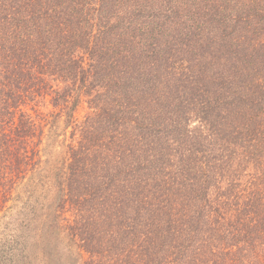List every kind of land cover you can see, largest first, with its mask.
<instances>
[{"label":"trees","instance_id":"obj_1","mask_svg":"<svg viewBox=\"0 0 264 264\" xmlns=\"http://www.w3.org/2000/svg\"><path fill=\"white\" fill-rule=\"evenodd\" d=\"M29 236L264 264V0H0V245Z\"/></svg>","mask_w":264,"mask_h":264},{"label":"rangeland","instance_id":"obj_2","mask_svg":"<svg viewBox=\"0 0 264 264\" xmlns=\"http://www.w3.org/2000/svg\"><path fill=\"white\" fill-rule=\"evenodd\" d=\"M85 111L86 108L84 107L79 110V114L83 115ZM11 243L8 244L11 245V247H1L0 245V264H42L40 249L33 244V240L30 236L27 237V242L25 243L21 244V242H19L15 245ZM66 244L65 241L61 240L59 246L61 249H64V245L66 246Z\"/></svg>","mask_w":264,"mask_h":264}]
</instances>
